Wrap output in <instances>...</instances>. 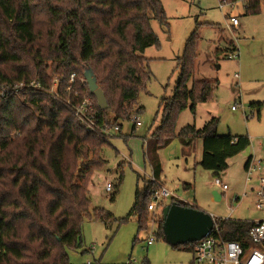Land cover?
<instances>
[{
	"label": "trees",
	"instance_id": "16d2710c",
	"mask_svg": "<svg viewBox=\"0 0 264 264\" xmlns=\"http://www.w3.org/2000/svg\"><path fill=\"white\" fill-rule=\"evenodd\" d=\"M219 1H242L249 15L264 7V0ZM153 21L170 32L163 0H0V85L31 80L42 84L37 92L0 95V264H72L69 251L82 246L85 220L121 222L138 214L139 232L148 228L151 186L137 189L126 217L117 218L103 207L91 210L90 182L108 163L104 149L112 135L87 129L51 90L57 78L63 98L76 104L91 97L100 120L121 128L120 121L131 120L132 108L151 79L145 51L160 45ZM199 41L194 31L177 59L178 80L172 96L162 100L154 146L145 152L155 178L163 171L158 152L175 137L184 146L201 139L199 163L215 175L226 171L229 159L251 144L247 134L218 133L215 117L202 128L188 124L177 132L184 110L195 114L199 103L214 96V82L195 77ZM234 51L239 53L236 47ZM88 67L106 95V110L83 81ZM72 73L75 80L66 91ZM251 162L252 156L246 169ZM122 167L118 164L119 182ZM158 215L156 234L164 238L163 217ZM216 222L224 239L248 245L251 221ZM184 245L193 251L195 242Z\"/></svg>",
	"mask_w": 264,
	"mask_h": 264
},
{
	"label": "rangeland",
	"instance_id": "374dc122",
	"mask_svg": "<svg viewBox=\"0 0 264 264\" xmlns=\"http://www.w3.org/2000/svg\"><path fill=\"white\" fill-rule=\"evenodd\" d=\"M220 3L219 0H163L170 32L166 33L158 21H153L160 45L147 48L145 55L151 79L132 108V113L139 112L137 115L143 125L133 129V119L123 120L120 121L121 131L112 132L111 145L104 149L108 163L94 172L90 182L91 210L103 207L117 218L126 217L134 205L138 188L151 186L152 190H157L164 186L174 195L166 199V204L172 199L184 201L212 214L216 220L227 217L257 220L264 216L246 184L245 167L252 156V165L261 163L264 170V7L260 13L249 15L242 1L228 6ZM231 16L238 17V26L232 25ZM194 31L200 36L195 77L213 81L214 96L209 102L199 103L195 114L190 108L184 110L178 117L177 132L188 124L202 128L215 117L219 120L218 133L247 134L251 144L229 159L226 171L215 175L199 163L203 154L201 139L193 142L195 153L186 161L187 146L175 137L158 152L163 171L162 179L155 178L145 154L147 141L151 144L155 141L153 133L161 122L162 100L172 96L180 73L177 59ZM235 47L239 55L229 58L228 54L235 52ZM120 163L123 164L121 182L117 170ZM217 177L228 183L227 192L223 193L215 185ZM109 182L114 186L111 192L106 189ZM214 190L223 194L220 200L215 199ZM245 190L249 194L241 202L233 201L236 195L243 196ZM112 193L116 194L113 200ZM149 216L152 218L148 228L140 232L138 214L121 222L85 220L82 246L69 251L71 263L204 264L194 262L189 247H174L159 238L156 234L159 215L149 212ZM152 233L155 241L149 245Z\"/></svg>",
	"mask_w": 264,
	"mask_h": 264
},
{
	"label": "built area",
	"instance_id": "2783aa9c",
	"mask_svg": "<svg viewBox=\"0 0 264 264\" xmlns=\"http://www.w3.org/2000/svg\"><path fill=\"white\" fill-rule=\"evenodd\" d=\"M221 6H228L227 1L221 2ZM231 23L233 26L239 25V19L237 16H231ZM238 56V52L229 54V58ZM75 80V73H72L70 78V85L65 89L66 91L71 90L72 83ZM86 82L85 79H83ZM58 80L55 78L51 94L53 97L61 100L65 106L70 108L77 120L85 126L87 129L97 132L98 134H105L108 136L112 135L113 131H120V125H109L105 121L100 120L97 112L95 111L94 100L91 97L84 98L79 103H73L70 98H63L60 91L58 90ZM42 88V84L39 81L31 80L29 82H19L13 85L3 84L0 85V95L7 96L8 94L19 95L22 92L27 93L30 91L37 92ZM76 95L78 92L75 93ZM139 113V112H138ZM137 111L131 115V120H134L135 126H142L143 123L139 120ZM101 122V123H99ZM258 165H252L250 163L247 168L246 184L251 189L256 198V204L260 211L264 213V170ZM256 181L254 184L253 181ZM216 186L223 190V193L229 190L228 183L224 182L221 177H217L214 180ZM107 191L112 190V183L109 182L106 185ZM249 194L245 190L243 196H235L233 201L240 202L241 199ZM174 196L171 191L166 189L164 186L152 193L151 200L148 204L149 212L155 214H161L166 204V199ZM223 197V194H222ZM229 218V217H227ZM252 222V226L248 232L247 246H243L242 243L235 240L224 239L220 235V226L214 219L213 229L210 230L203 238L195 242L193 248L194 262L204 264H264V216L257 220H248ZM155 236L150 234L148 238V244H153ZM89 264H91L89 262Z\"/></svg>",
	"mask_w": 264,
	"mask_h": 264
},
{
	"label": "water",
	"instance_id": "95a60500",
	"mask_svg": "<svg viewBox=\"0 0 264 264\" xmlns=\"http://www.w3.org/2000/svg\"><path fill=\"white\" fill-rule=\"evenodd\" d=\"M84 78L90 91L97 99L101 109L108 108V101L102 88L99 87L97 78L88 67ZM215 199L220 200L222 194L214 190ZM164 239L172 246L194 243L203 238L214 226L213 215L193 206H183L177 202L169 203L162 210Z\"/></svg>",
	"mask_w": 264,
	"mask_h": 264
},
{
	"label": "crops",
	"instance_id": "0c3cea01",
	"mask_svg": "<svg viewBox=\"0 0 264 264\" xmlns=\"http://www.w3.org/2000/svg\"><path fill=\"white\" fill-rule=\"evenodd\" d=\"M239 24H240V22H239ZM147 51V50H146ZM146 51H145V53H146ZM140 107H142V106H140ZM160 125V124H159ZM158 125V126H159ZM133 131V130H132ZM133 133V132H132ZM146 137H144V139H145ZM153 146H154V142H152V144H151V142L149 143V141H147V150H148V152H149V150L151 149V148H153ZM195 153V143H193V144H191L190 146H187V148H186V153H185V160L187 161L188 160V158L192 155V154H194ZM159 155V154H158ZM146 156H147V158L149 159V161H150V158L148 157L149 156V154L147 153L146 154ZM159 160H160V157H159ZM160 162H161V160H160ZM150 163H151V161H150ZM161 165H162V162H161ZM153 171V170H152ZM161 179H162V175H161ZM241 202V201H240Z\"/></svg>",
	"mask_w": 264,
	"mask_h": 264
}]
</instances>
